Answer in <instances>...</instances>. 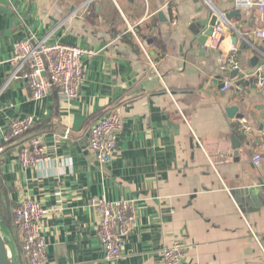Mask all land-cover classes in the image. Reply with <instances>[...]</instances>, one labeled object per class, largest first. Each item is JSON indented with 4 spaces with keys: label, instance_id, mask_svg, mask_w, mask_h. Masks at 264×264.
Masks as SVG:
<instances>
[{
    "label": "crops",
    "instance_id": "obj_1",
    "mask_svg": "<svg viewBox=\"0 0 264 264\" xmlns=\"http://www.w3.org/2000/svg\"><path fill=\"white\" fill-rule=\"evenodd\" d=\"M211 9L227 14L233 0H0V234L14 264L26 262L12 210L27 199L46 211V264H164L162 249L177 240L188 244L189 264H264V42L255 37L264 15L239 11L229 20L236 43L224 39L212 50L189 31ZM24 40L95 53L81 58L75 100L53 89L30 97L10 64ZM232 48L234 77L219 67ZM225 80L231 88L222 91ZM113 110L123 127L112 161L100 164L89 131ZM26 116L32 129L8 140L11 121ZM33 138L44 159L25 167L18 153ZM232 138L237 155L227 157ZM248 187L262 201L239 207L230 191ZM93 199L135 206L114 262L104 259Z\"/></svg>",
    "mask_w": 264,
    "mask_h": 264
},
{
    "label": "built area",
    "instance_id": "obj_2",
    "mask_svg": "<svg viewBox=\"0 0 264 264\" xmlns=\"http://www.w3.org/2000/svg\"><path fill=\"white\" fill-rule=\"evenodd\" d=\"M233 7L235 10L255 11L264 15V0H233ZM168 10L170 24L176 26L175 8L169 6ZM216 15L219 20L205 43L212 50L218 47L222 39L231 42L233 37L231 32H234L229 21L222 19V14ZM255 37L264 42V21L255 31ZM135 38L143 50L141 41ZM230 52L226 59L220 61L219 67L222 72L238 70L234 49L232 48ZM94 55L95 53L89 49L60 43L46 44L44 41L24 40L15 44L10 64L14 69L12 75L20 74L28 84L32 99H42L52 88H55L71 101L78 97L84 81L81 58ZM259 85L264 86L263 77L260 78ZM230 88L231 82L225 80L222 91ZM33 126L34 120L30 116L15 119L11 121L6 137L9 140L25 136ZM122 127V116L117 110H113L105 113L90 128L89 145L100 164H108L112 161ZM239 129L244 134L251 131V127L244 119L239 122ZM44 151L43 142L33 138L19 151L18 157L23 166H33L44 159ZM260 160L261 158L256 156L254 163L258 165ZM91 205L98 215L97 235L104 259L114 262L122 255L123 244L134 222L135 206L128 201L107 202L102 199H93ZM45 214L46 211L41 205L31 199L22 201L12 210L13 226L21 235V248L26 264H46V243L40 232V223ZM187 249L188 244L183 240L174 241L163 248L161 254L164 264H189L184 258Z\"/></svg>",
    "mask_w": 264,
    "mask_h": 264
},
{
    "label": "water",
    "instance_id": "obj_3",
    "mask_svg": "<svg viewBox=\"0 0 264 264\" xmlns=\"http://www.w3.org/2000/svg\"><path fill=\"white\" fill-rule=\"evenodd\" d=\"M169 1H173L174 5L177 6L180 0H165V2H169ZM216 14H222V13L211 9L209 14L206 15L205 19L197 18L193 21V23L189 27V31L193 34V36L197 37V41L202 45H205L207 38L211 35L213 28L215 27V25L219 20ZM239 15H240L239 10L234 9L233 11L227 14H222V19L229 21L231 20L232 17ZM159 16H162V14L160 13ZM231 43L233 45L236 43L235 38L231 39ZM236 74H237L236 71L232 72L231 77H234ZM52 89L56 90L55 88ZM236 111H237L236 107H231L228 108L226 112L228 117L232 118ZM237 118H241V116H237ZM235 142L236 140L232 138V150L231 152L225 154V156L234 157L237 155L239 144ZM230 195L234 198L236 204H238L239 207H244L245 205L252 206V200L255 199L261 202L262 201L261 197H264L261 196L260 189L251 188V187L231 190ZM6 246L7 245L5 241L2 239V236L0 234V264H14L13 258L8 256L7 254Z\"/></svg>",
    "mask_w": 264,
    "mask_h": 264
},
{
    "label": "trees",
    "instance_id": "obj_4",
    "mask_svg": "<svg viewBox=\"0 0 264 264\" xmlns=\"http://www.w3.org/2000/svg\"><path fill=\"white\" fill-rule=\"evenodd\" d=\"M31 129H32V128H31ZM31 129H30V130H31Z\"/></svg>",
    "mask_w": 264,
    "mask_h": 264
}]
</instances>
